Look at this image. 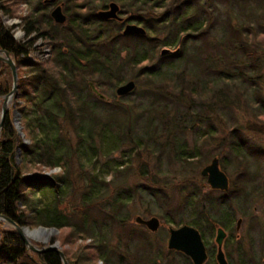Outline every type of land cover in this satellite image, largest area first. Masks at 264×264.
I'll return each instance as SVG.
<instances>
[{
    "label": "trees",
    "instance_id": "16d2710c",
    "mask_svg": "<svg viewBox=\"0 0 264 264\" xmlns=\"http://www.w3.org/2000/svg\"><path fill=\"white\" fill-rule=\"evenodd\" d=\"M257 1L256 7L241 12L243 20L237 26L233 25V19L226 18L216 38L220 51L206 56L203 46L209 41L207 28L214 0H0V50L10 54L19 73L16 107L7 112L0 135V215L32 230L44 226L57 228L60 232L67 230L60 238V245L69 264H99L101 261L102 264H145L144 261L156 264L159 257L151 256L153 245L144 233L140 235L125 229L127 248L137 236L141 250L150 252L149 257L144 253L131 262L129 255L110 252L104 237L96 242L95 238L86 235L88 212L92 208L115 220V210L125 207L129 199L119 196L111 201L101 192L92 201L83 202L80 210L85 218L80 222L64 212L61 197L71 186L74 195L77 187L72 179L73 158H65L64 152L59 151L53 132L62 135L70 127L78 138L76 152L82 150L84 140L95 141L112 134L122 143L129 141L133 158L147 154L148 159L150 156L155 158L161 167L162 140L166 138V144L172 145L182 128L174 116L167 117L169 104L159 94L163 88L177 95L178 102L184 95L191 101L198 100L222 120L225 119L222 109L226 100L221 99L220 93H231L237 88L248 105L256 109L254 115L264 123L259 86L261 61L251 40L255 35L252 28L257 14L260 17L264 9L261 4L264 0ZM112 3L119 5L121 21H108L99 14ZM24 5L28 7L27 15H18L20 6ZM58 6L63 7L68 18L65 25L56 24L51 16ZM2 14L22 19V28L28 37L35 35V41L41 38L48 42L51 49L48 61L28 57L33 40L25 43L15 40L14 29L5 25ZM128 25L143 28L145 35H124ZM163 51L167 53L163 54ZM237 51L243 52L244 66L235 60L234 52ZM229 62L235 67L234 71L226 69ZM179 63L184 66L176 70ZM129 81L144 89L141 95L144 102L117 97L116 89ZM90 84H94L101 94L104 90L107 93L115 91L113 102L105 94L106 99L101 100ZM13 86L10 67L0 61V101ZM85 91L87 96L83 95ZM213 98L218 102L214 108L211 107ZM15 114L20 116L24 137L18 134ZM229 128L233 131L230 150L244 161L250 146L238 134L236 136L233 125ZM259 129L264 131V127ZM210 136L211 132L206 131L199 137L194 153L183 149L176 154L173 161L181 163L183 172L193 166L194 161L200 162L202 154L198 151ZM256 154L264 160L263 150ZM222 155L223 151H220L213 159L220 160ZM142 164L149 165L147 162ZM126 169L117 176L128 173L131 166ZM248 171L245 166L244 173L237 179L238 193L242 196L249 195L254 184V177ZM143 173L140 170V175ZM92 178L94 181L85 187L87 195L95 192L94 185L100 180L98 175ZM204 182L207 184L206 180ZM153 184L145 190L167 202L166 197L155 193L154 188H162L164 183L153 180ZM204 188H198L201 196L197 197L195 205L200 224L203 219H212L211 211H225L228 203L225 198L205 202ZM43 190H49L55 196V207L49 215L44 214V218L36 199ZM217 224L228 228L226 219ZM0 237V264H63L54 252H31L13 227L0 226ZM119 239L121 241L123 237ZM67 245L72 249L66 250Z\"/></svg>",
    "mask_w": 264,
    "mask_h": 264
},
{
    "label": "rangeland",
    "instance_id": "374dc122",
    "mask_svg": "<svg viewBox=\"0 0 264 264\" xmlns=\"http://www.w3.org/2000/svg\"><path fill=\"white\" fill-rule=\"evenodd\" d=\"M257 2V0H214L209 12L211 22L209 28H207L209 41L208 44L203 46L206 56L220 51L219 47L216 46V38L220 35L221 25L226 18L233 19V25L237 26L238 22L243 20V17H240L241 12L248 11L251 6L256 7ZM261 4L264 8V3ZM22 9L25 8L20 6V10L17 12L18 15L21 14ZM256 18L255 26L252 28V33L255 35L251 37V40L261 61L262 74L259 86L264 105V34H260L264 32V9L262 15L259 17L257 14ZM1 19L10 27L8 16L2 14ZM234 53L235 60L243 65V52L237 51ZM182 66H184L182 63L177 64L176 70H179ZM234 68L231 63L226 67V69L232 71H234ZM143 90L142 87L137 86L136 91L126 96L125 100L138 103L144 102L141 97ZM101 92L113 102L115 91L107 93L104 90ZM159 94L163 95L162 99L169 104L167 109L170 113L167 117L174 116L182 124L181 132L178 133V137L172 145L166 144V138L162 140L164 144L161 145V167H158L159 164L155 158L150 156L148 159V155L145 153L141 158H133L129 141L126 144L122 143L118 137L116 138L112 134L106 135L105 138H96L95 141L86 139L81 145L82 150L76 152L79 147L78 138L70 127L66 128L62 135L53 132L59 151L64 152L65 158H73L74 171L72 179L75 181L74 187H77L74 195L71 186L67 189L66 194L61 197L64 203V212L74 217L76 222H80L85 218L84 212L80 210L83 202L92 201L101 192L111 201L119 196L129 199L130 202H127L125 207L115 210V220L108 218L105 213L95 208H92L89 212L87 211L89 213L87 219L89 229L86 235L89 234L90 237L95 238L96 242L104 237V242L108 244L110 252L113 251L117 255H129L131 262L133 258L137 260L144 253L149 257L150 252H148V249L141 250L137 236L130 243L131 246L127 248L124 244L128 242H124L125 229L136 231L140 235L144 233L153 245L154 253L151 256L159 257L156 258V264H189L181 256L172 255L170 257V251L168 250L170 229L186 225L199 229L205 239L207 249L211 252L214 251L213 254L216 255L218 249L215 236L218 231L217 226H219L217 222L226 219L228 228L225 229L228 239L223 249L229 264H264V160L256 154L261 150L264 151V131L259 129L264 127V123L254 115L256 109L248 105L243 95L237 91V88L231 93H220L221 99L226 100L225 108L222 109L223 118H225L223 120L220 117L219 119L215 112H212L209 107H205L198 100L191 101L189 96H181V100L178 102L177 95L171 90L163 88ZM83 95L87 96V91ZM2 104L3 101H0V121ZM217 104L218 102L213 98L211 107L214 108ZM10 106L12 109L13 105ZM103 108L105 109L106 106L104 105ZM231 125L236 129V136L238 134L250 146L251 150L244 161L239 157L237 158L230 150L229 144L232 141L230 136L233 132L229 128ZM206 131H210L211 136L206 139L207 142L198 151L202 154L200 162L194 161L193 166H188L183 172L181 163L173 161L174 157L183 149H187L186 151L191 153L197 151V140ZM220 151H223L222 159H220L221 168L229 175L231 183L227 193L212 190L204 182L205 179L201 174V171L211 163L213 157ZM142 162H147L149 165L146 166ZM130 166L131 170L128 173L117 176L119 172L126 171V168ZM245 166L248 167L250 175L254 177V184H252L250 192L248 191L249 195L242 196L241 193H238L239 184L237 179L244 173ZM140 170L144 172L143 176L140 175ZM95 175H98L100 180L94 185L95 192L92 195H87L85 194V187L94 181L92 176ZM153 180L164 183L162 188L156 186L154 188H156L155 193L164 195L168 200L167 202L158 199V197L156 198L154 195L152 196V193L145 190V187L154 185ZM199 187L206 188H204L205 192L203 194L205 202L217 201L219 198H225L228 202L225 211H211L210 217L212 219H203L204 221L201 224L197 221L198 215L195 213L196 201L199 199L197 197L201 196L198 190ZM36 199L38 208L43 213L44 218V214L49 215L54 209L55 196L51 191L43 190L36 196ZM137 217L146 220L157 217L161 221L159 231L152 233L146 227L137 225L135 220ZM241 220V227L238 230L237 224ZM181 222L182 224L177 226ZM0 226L9 229V226L4 223H1ZM67 232V230L64 232L59 231L58 234L51 237L48 243L58 241L60 245V238L66 235ZM121 237L123 239L120 241L119 238ZM41 242H45V239H42ZM34 244L43 247L40 243L34 242ZM60 246L62 247V245ZM65 249L71 250L72 247L67 245ZM62 250L64 252V248ZM144 263L149 264L146 261ZM99 264H102V261Z\"/></svg>",
    "mask_w": 264,
    "mask_h": 264
},
{
    "label": "water",
    "instance_id": "95a60500",
    "mask_svg": "<svg viewBox=\"0 0 264 264\" xmlns=\"http://www.w3.org/2000/svg\"><path fill=\"white\" fill-rule=\"evenodd\" d=\"M120 7L116 3H112L111 6L107 10L100 11V15L108 21L112 20H119L120 18ZM56 24L65 25L67 23V16L64 15L63 7L58 6L54 9L51 13ZM146 30L137 26V25H128L123 34L126 36H134V35H145ZM167 51H163V54H166ZM0 61L5 62L11 70L13 74V89L12 91L6 95L3 99V108L1 111V122H0V135L2 132V125L5 120V116L7 112L10 110V105L12 104L14 107L16 105L13 103L18 96L19 90V73H18V66L17 63L11 58L10 54L7 51L0 50ZM90 88L94 91L97 96L101 100H105L106 96L101 94L94 84H90ZM137 85L134 81H130L125 83L116 89L117 97L126 98V96L134 93L136 91ZM15 124L17 127L18 134L21 137H24L23 127L20 125V116L19 114H15ZM58 170H53L50 174L52 175ZM202 177L206 180L209 187L214 191H221L223 193L228 192L230 189L231 183L229 176L221 169V162L219 158H215L211 161L209 165H207L201 171ZM136 224L139 226L146 227L152 233H156L159 231L161 227V221L157 217H153L150 220L143 219L141 217H137ZM241 221L238 222V230L240 229ZM4 223L7 226L13 227L18 235L24 241L26 247L33 252V253H46V252H54L58 254L63 264H69L67 260V256H65L62 247L59 245V242L56 241L55 243L49 244L48 241L51 239L52 236L59 233L57 228H47V227H38L34 228V230L30 229L29 227H20L14 221L10 220L9 218L0 215V224ZM217 246H218V254L217 260L219 264H229L228 260H226L225 252L223 249L224 242L226 240V232L222 227H219L217 231ZM42 239H45V242H41ZM40 243L43 247L37 246L34 244ZM168 249L171 251H179L185 254L187 257H190L194 264H205L208 261V251L206 250V246L204 240L202 239V235L199 229L191 227L190 225L182 226L176 229H170L169 231V243Z\"/></svg>",
    "mask_w": 264,
    "mask_h": 264
},
{
    "label": "built area",
    "instance_id": "2783aa9c",
    "mask_svg": "<svg viewBox=\"0 0 264 264\" xmlns=\"http://www.w3.org/2000/svg\"><path fill=\"white\" fill-rule=\"evenodd\" d=\"M8 22L10 27L17 26L16 28H14V32H13L15 40L21 43L35 40L34 39L35 35L28 37L26 31H24V29L20 27L22 22L19 19H13V20L8 19ZM50 55H51V49L48 47V45L46 46L44 39L38 38L34 43L33 47L31 48L28 57L35 61L37 60L47 61Z\"/></svg>",
    "mask_w": 264,
    "mask_h": 264
},
{
    "label": "flooded vegetation",
    "instance_id": "af4514ba",
    "mask_svg": "<svg viewBox=\"0 0 264 264\" xmlns=\"http://www.w3.org/2000/svg\"><path fill=\"white\" fill-rule=\"evenodd\" d=\"M218 227V229H219V227L220 226H217ZM223 228V227H222ZM224 230H225V232H226V240L228 239L227 237H228V234H227V231H226V229L225 228H223ZM202 235V234H201ZM216 236H217V233H216ZM216 236H215V238H216ZM202 239L204 240V243H205V246H206V242H205V239H204V237L202 236ZM169 240V239H168ZM216 240H217V238L215 239V243H216ZM226 240H225V242H226ZM225 242H224V245H225ZM216 245H217V243H216ZM224 245H223V248H224ZM217 249H218V246H217ZM169 250V249H168ZM206 250L208 251V261L205 263V264H209V263H211V262H213L214 264H219L218 263V260H217V254H218V251H219V249H218V251H217V253H216V255H214L213 253H214V251H210V250H208L207 249V246H206ZM170 251V257L172 256V255H178V256H181L185 261H187V262H189V264H194L193 263V261L191 260V258L190 257H187L185 254H183L182 252H179V251H171V250H169ZM225 252V251H224ZM225 256H226V254H225ZM226 260H228L227 258H226ZM228 263H229V261H228Z\"/></svg>",
    "mask_w": 264,
    "mask_h": 264
}]
</instances>
